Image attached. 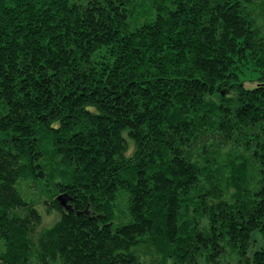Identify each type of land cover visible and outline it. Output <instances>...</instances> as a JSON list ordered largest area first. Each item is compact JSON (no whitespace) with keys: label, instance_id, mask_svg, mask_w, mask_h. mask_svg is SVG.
<instances>
[{"label":"trees","instance_id":"obj_1","mask_svg":"<svg viewBox=\"0 0 264 264\" xmlns=\"http://www.w3.org/2000/svg\"><path fill=\"white\" fill-rule=\"evenodd\" d=\"M0 264H264V0H0Z\"/></svg>","mask_w":264,"mask_h":264}]
</instances>
